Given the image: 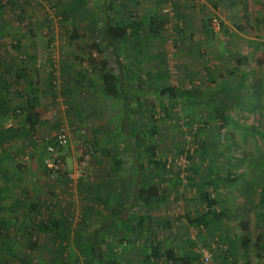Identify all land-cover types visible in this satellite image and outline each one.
I'll use <instances>...</instances> for the list:
<instances>
[{
    "label": "rangeland",
    "instance_id": "1",
    "mask_svg": "<svg viewBox=\"0 0 264 264\" xmlns=\"http://www.w3.org/2000/svg\"><path fill=\"white\" fill-rule=\"evenodd\" d=\"M10 1L9 8L0 4V92L7 102L6 110L0 114V264H23L21 260L27 264H61L70 254L76 255L79 264H84L76 235H84L103 225L111 211L129 217V225L114 224L113 228L104 230L102 237L107 244L118 248L116 253L121 264H141L144 262L143 242L133 239L134 232H129L128 226L135 232L143 228L144 232H156L155 220L166 214V208L188 207L192 201L197 202L199 214L205 213L206 206L199 198L198 189L191 188L197 182L192 183L185 177L188 172L189 178L215 181L217 186L205 185L203 190L217 200L214 208L220 215L213 216L216 225L211 231L206 227L199 231L193 229L191 211L190 215L182 213L170 226V229L181 231L183 243H177L176 247L188 250L192 257L191 262L185 263L186 255H183L179 264H202L201 251L211 254L208 264H264V44L250 52L248 38L238 39V32H248L250 3L260 10L258 16H263L264 0H235L237 3L232 7H237L238 13L234 19L230 10H224V15L219 10L224 0H191L194 6L186 9L179 0H150L145 5V9L160 10L159 15L158 11L156 13L155 24L161 30L157 41L163 53L160 49L156 60L144 63L143 79L150 84L190 91L194 96H189L188 104L185 103L188 95L174 101L156 97L152 110L135 114L139 123L137 131L148 132L149 127L155 126L156 155L171 166L173 178L178 173L177 168L183 178L177 190H168V197L157 207L136 205L129 211L128 192L138 177L132 165L140 163L147 169L145 152L141 149V154L135 156V151L125 143L120 131L121 109L115 107V102L103 99L100 93L88 94L79 89L77 92L76 84L72 83L74 71L79 66L88 70L95 83L98 81L97 73L91 67L89 70L86 63L93 55L116 72L111 51L97 52L93 49L95 43L76 45L77 37L88 34L85 31L78 35L74 18L66 14L75 0ZM124 1L127 0H108V5L120 8L125 5ZM138 1L134 5L126 3V7L135 9L141 6L140 2L144 5L148 0ZM85 6L100 12L102 0H87ZM96 16L101 19L99 13ZM132 16L138 18L137 14ZM214 17H218L221 29L210 32ZM238 19H244L246 26ZM23 22L27 25L22 26ZM180 26L183 32L197 29L202 37L200 43L185 44L184 33L178 30ZM100 27L95 29L96 34L92 33L95 38L101 36ZM73 34L76 35L74 39ZM190 34V38L196 36L194 31ZM28 39V48L37 56L27 55L18 60V53L22 51L19 41ZM15 43L19 45L17 50L13 48ZM100 47L104 48L102 44ZM79 48L86 52L82 61L76 59ZM249 52L250 59H243L245 64L239 69L245 76L242 79L234 66L237 57L248 56ZM69 54L75 56L70 59L75 69L63 71L65 77L55 72L50 79L53 68L59 71L63 60L70 64ZM24 65L30 68L28 77L18 78L11 73L14 66ZM154 71L159 78L152 76ZM230 71L237 76L230 75ZM15 79L19 85L18 94L12 91ZM4 80L5 85L2 84ZM259 82L263 86L261 93L251 94ZM36 87L42 90L41 98L37 96L34 102L39 110L33 111L38 112V121L29 129L24 96L34 99L32 90ZM198 90L204 91L203 99ZM226 90H229L226 102L230 107L226 111L230 119L224 121L216 115L213 102H208L206 95L222 97ZM238 98L245 107L238 106ZM250 100L257 104L247 105ZM131 106L137 112V107ZM60 124L73 125L75 129L68 145L62 149L64 172L51 177L44 171L42 159L46 145ZM36 137L42 141L37 142ZM202 152L204 155H200ZM85 158L88 163L78 176L76 168ZM114 161L119 162L118 171H115ZM244 178L250 179L248 189L239 187ZM244 196H250V209ZM47 218L59 221L60 232L66 230L62 252L50 235L39 230L38 220ZM114 232L116 237L111 238L108 234ZM222 234L226 238L215 248L213 241ZM31 241H34L33 247Z\"/></svg>",
    "mask_w": 264,
    "mask_h": 264
},
{
    "label": "trees",
    "instance_id": "2",
    "mask_svg": "<svg viewBox=\"0 0 264 264\" xmlns=\"http://www.w3.org/2000/svg\"><path fill=\"white\" fill-rule=\"evenodd\" d=\"M76 3L71 5L70 7L74 6L75 11L76 7L78 11L80 8H84L86 5L87 0H75ZM107 0H102V6H104L106 9L111 8L105 2ZM225 3L227 2V5L229 7H232L236 5L235 0H224ZM0 4L3 8H9V6L12 4L10 0H0ZM8 3V4H7ZM219 4V3H217ZM9 5V6H7ZM180 9V8H179ZM22 12V11H21ZM156 20L153 17H150L148 20L142 19L139 21L133 20V17L129 15V23H126L124 21L119 20H111L109 17L107 19L106 17V23L103 27V36L100 39V43L104 46V48H101L99 43H95L93 46V49H95L97 52H100L103 50H110L113 56V60L115 62V65L117 67V71L113 72L107 67V63L104 60H97L94 58V56H90V58L87 60V65L90 66L98 75V81L95 83L98 87V91L95 93H100L101 97L106 100H111L115 102V107H119L121 109V117H122V126H121V133L123 134V138L127 146L135 151V156L140 155V150H144L145 156L147 157V169H145L142 165L136 164L135 165V173L138 174V177L134 181L132 187L130 188V191L128 192V208L127 211L134 208L136 205H143L147 206L149 208H154L157 205H160L164 198L168 197L169 192H167L169 189L170 183L172 182L175 189L177 190L178 183L182 181V176L180 177V170L177 168L178 173L174 177L173 180L171 177L169 178V175L171 174L170 168L171 166L163 163L160 161V158L156 155V149L157 146L155 145V126L149 127V131H137L138 128V120L136 119V113H140L142 110H152L155 107V102L153 99L156 97L158 100H176L177 97L182 96L185 98V96L188 97L186 99L185 103H190L191 100H189V96H194L193 92L185 91V90H178L172 86H162L159 84H150L146 82L143 79V76L137 73L129 72L127 69H125V60L121 59V52L123 50H126L125 54L136 57V55H141L142 48L144 47L142 45V38L146 37L147 35H153L154 33L157 35L161 32L160 29L156 26ZM22 26L27 25L26 22H23L21 24ZM155 25V27H154ZM149 27V28H145ZM209 29V28H208ZM179 32L183 33V30L180 26L178 27ZM211 32L212 29H209ZM146 35V36H144ZM182 35V34H181ZM73 39L76 38V35L73 34L71 36ZM147 40V39H146ZM18 43V42H16ZM13 45V48L17 50L19 48V45L16 44ZM20 44V41H19ZM129 49V50H128ZM130 50H132V54L130 53ZM22 54H24L22 56ZM27 54L24 51H21L18 53V60L21 59L20 57H26ZM134 64L140 65L142 63L148 62L143 60H137L136 58ZM21 62H23L21 60ZM236 62L241 64L242 60L240 58L236 59ZM133 63V62H132ZM12 73V70H10ZM2 72H6L5 68L2 69ZM84 73V71H83ZM50 79L53 78V75H55V70L53 68L52 73L49 74ZM76 76V75H74ZM153 76V75H152ZM16 77V76H15ZM22 77V76H17ZM25 77V76H23ZM156 79L160 77V75H154ZM5 85V80L2 83ZM14 88H12L13 92L19 93L18 84L16 79L14 80V83L12 84ZM52 89L55 91V86H52ZM4 90V89H3ZM200 92V91H199ZM21 93V92H20ZM196 95V94H195ZM200 96V94H199ZM198 96V97H199ZM214 96L210 95L209 97ZM229 96V91L226 92L225 99ZM35 99H29V96H24V109L28 111V114L25 116V120L28 123V128L33 129L35 124L37 123V113H33L34 111V101ZM33 101V102H31ZM222 101H225L222 99ZM192 103V102H191ZM6 104L4 94L0 92V114L3 113L6 110ZM132 104H134L137 107V112L133 110ZM222 104V103H221ZM19 109H23L22 105L18 106ZM227 107H219L216 106L213 108L216 115L223 118V120H229L226 111ZM145 112V111H144ZM34 115V116H31ZM2 131V130H1ZM3 132V131H2ZM3 135V134H2ZM37 138V137H36ZM35 138V139H36ZM132 140H135L133 142ZM131 144V145H130ZM199 148H201V144L199 145ZM200 155H204L203 152ZM117 157V156H116ZM116 157H114L116 159ZM190 158V156H188ZM114 167L115 171H118L119 169V162L114 161ZM176 167V166H175ZM114 170V169H113ZM45 171V170H44ZM147 171V172H145ZM46 172V171H45ZM188 175V176H187ZM185 177L187 179H190L193 182H196L194 178H189V172ZM213 174H209V176H212ZM166 176V177H165ZM213 177V176H212ZM182 183V182H181ZM193 185V184H192ZM205 185H212L217 186L214 180H211L209 182L202 181L200 185L196 186L193 185L191 188L196 187L198 189L199 198L204 202L206 208L205 213L201 214L200 216H197L193 221H191V224H193L195 230H202L203 227H207V224L205 222V216L207 214H211V216H219V212H216V209L214 208L217 204V200L215 198H211V196L206 193L203 189L205 188ZM54 204V203H52ZM51 204V205H52ZM116 207L119 206V204L115 205ZM129 217L121 214H115L113 211H111L106 218L103 225L96 227L92 229L90 232L85 233L84 235H76L78 238V244L77 247H80L82 256V260L84 264H121L117 258L118 248H113V245L110 243L107 244L102 237V233L105 232V229H108V227L113 228L114 224H118L121 226L123 225H129ZM39 230L44 232L47 235H50L53 242H56V246L58 247V251L62 252L64 247L62 246V242L66 239V230L63 232H60L59 226L60 223L58 220L47 218L43 220H38L37 222ZM136 228V227H135ZM64 229V228H63ZM141 230V229H139ZM129 232H134V238L135 237V229H131L130 226H128ZM104 234V233H103ZM111 238L116 237V233L114 232L112 235L108 234ZM226 238L225 235H221L219 237H216L213 241L214 247L216 248L219 246V243L224 241ZM120 243L125 248H129V245L127 243H123L122 240H120ZM31 247L34 246V241L30 242ZM115 245V244H114ZM159 243L155 240H149L147 243H142V250L145 253H148L147 256L144 255V264H149V257H153L155 259L159 258ZM212 247V246H211ZM9 253H12L10 249H7ZM121 251V249H119ZM144 254V253H143ZM202 255V251L200 252ZM11 255H14L12 253ZM62 261V259H61ZM201 261V260H200ZM23 264H27L25 260H21ZM61 264H79L76 258V255L70 254L68 255V258L66 260H63Z\"/></svg>",
    "mask_w": 264,
    "mask_h": 264
},
{
    "label": "crops",
    "instance_id": "3",
    "mask_svg": "<svg viewBox=\"0 0 264 264\" xmlns=\"http://www.w3.org/2000/svg\"><path fill=\"white\" fill-rule=\"evenodd\" d=\"M149 1L150 0H148L146 2L144 1L143 2L144 5L142 4V2H140L141 6H136L135 9L129 10V8L126 7V3L134 5L136 2H139V1L138 0H134V1L127 0V1L123 2L125 5L120 7V8L112 7V8L106 9L104 6H101L100 12H98L94 8H91V7L89 8L87 6H85L84 8H80L79 11L76 7V11H75V9L73 7L68 6V12H66V14H70L72 16V18H74V22H76V30L78 31V35H80L81 32L84 33L85 31L88 34L87 36L77 37L76 38V45L100 43V39L103 36L102 30H103V27L106 23V17H107V19L109 17L111 20L112 19L113 20H119V21H124L126 23H129V15L132 16L134 14L138 15V18L135 16H134L135 17L134 18L132 16L133 20L135 19L136 21H139L142 19L148 20L150 17H153L155 19L157 11H158L157 14L159 15L160 10L157 8L154 9L152 7H151V10L149 8L145 9V5H147V3ZM105 2H107V4H108V0ZM179 3H181V5H184V7H185L184 9H186V7H189V6H194L193 2H191V0H179ZM218 3H220V2L218 1ZM173 4H174V2H173ZM206 4H207V2H206ZM220 4H221V9H219V10L223 11L222 12L223 15L225 14L224 10H230L233 19L237 16V13H238L237 7L231 8L225 2H221ZM152 5H153V3H152ZM248 8H249L248 22H247L248 32H247V34H245L246 33L245 31H244L245 33L238 32V34H239L238 39H242V37L248 38V40L246 39V41H248V43L251 45L250 52H252V51L255 52L257 45L264 44V27H262V28L260 27L261 25H264V15L258 16L260 14L259 13L260 10L257 7L254 8L252 2L250 3ZM96 13H99L101 19L97 18ZM62 15H64V14H62ZM65 17H66V15H65ZM257 17H259V19ZM97 20H99L100 23ZM238 21L241 22V25L246 26V22L244 19L243 20L238 19ZM99 27L102 28L101 36L98 38H95V36H92V33L96 34V32H98V31H96L95 29H98ZM154 27H155V25H154ZM195 27H198V26L196 25ZM145 28L147 29L149 27H145ZM198 30L200 31V28ZM257 30H260L259 31L260 33H258ZM189 31H191V32L194 31L196 33V36H194L193 38H190L192 34H190L191 32H189ZM183 33H184L183 37H185L184 38L185 44H188V45H191L194 43L199 44L201 39H202V37L199 36L200 32H197V29H195V28L192 30L187 29V32H183ZM89 34H91V35L89 36ZM144 36H146V35H144ZM159 37H160V33L157 35L154 33L153 35H147V38L146 37L142 38L141 42H142V45L144 47L141 49L142 50L141 55H136V57L133 56L134 54L132 56H130L128 54L126 55L125 53L128 51L123 50L121 52L120 56H121V59L126 61V62H124L125 63V69H127L129 72H133V73H137V74L140 73V75L143 76L144 71L142 70V68L144 66V63H142L140 65H135L134 64V62H135L134 58H136L137 60H143V61H154V60H156L158 58V56H157L158 52L161 49V48L159 49V45H161V43H160V41L159 42L157 41V40H159ZM29 39L24 40V41L20 40V45H22L21 50L24 51L29 56L32 55V58H35L34 55L37 56V53L32 52L33 49L28 48V46L30 44L29 41L31 40V39L30 40ZM186 50H187V54L189 55L188 52L190 51V49L188 48ZM30 52H32V54H30ZM161 52L163 53L162 49H161ZM250 52L248 53V56H242L240 58V59H242L241 64L235 63V66H234V69H236L239 72V75L242 79L245 76H244V73L242 71H239V69H240V67H242L245 64L244 63L245 60H243V59H246V57H249V59H250V57H251V55H249ZM130 53L132 54V50H130ZM69 55H70L69 57L67 56L68 60L73 59V57H75V56H73V54H69ZM85 56H86V52L83 49H81V48H79L78 50L76 49V59L78 61H82ZM39 57L41 60L43 56L40 54ZM38 58H37V60H39ZM112 58H113V56H112ZM70 61H71L70 64H68V63L66 64V63H64L65 60H63V63L61 62V64H59L60 65L59 71L56 68V70H55L56 74H58V75L60 74V75L65 77L66 73H63V71H69L71 69H75L74 65L71 64L72 60H70ZM82 65L84 66V63H82ZM56 66H57V64H56ZM33 67H35V66L33 65ZM87 67L89 68V70L91 69L90 66L87 65ZM83 71H84V73H83ZM87 71L88 70H86L85 67L79 66L78 68H76V70L74 71V75H76V76L72 78V83L76 84V91L77 92L79 90H83V91H86L88 94H92V93L98 91V87L96 86L95 82L92 80V78H93L92 75H89L87 73ZM155 72L156 71L153 72V74H152L153 76L156 75ZM229 73H230V75H233L234 77L237 76V75H235V73L233 71H230ZM12 74L14 76L28 77V74H30V68L29 69L25 68V65L24 66H14V68L12 70ZM36 88L37 89L32 90V92H33L32 95H35V96H33V98L35 99L34 101H36L37 96L41 98L40 92H42V90H38L39 89L38 87H36ZM262 88H263V86H262V84H260V82L256 83V88H255V90L251 91V94L254 93V94L259 95L261 93ZM70 91H74V89L70 88ZM203 92H201V90H198V93H200V97L202 99H203V95H204ZM226 92H227V90H226ZM206 96L208 98V100H207L208 102H210V101L213 102V107H216L218 105H219V107H228L229 106V103L226 102V101H228V99H225V97H224V96H226V94L222 97L221 96L216 97L215 94H214V96H211V97H209L208 94ZM222 99L225 101H222ZM238 102H240V104L238 106L245 107L244 106L245 104H243L244 102L240 101L239 98H238ZM247 103H246L247 105H251V106L252 105L255 106L257 104V103L255 104L254 102H251V100L248 101ZM19 105L20 104H16V107H18ZM33 107H34L35 111H39L37 104L36 105L33 104ZM36 113H38V112H36ZM39 114H40V112H39ZM38 117L41 118L40 115ZM132 167H133L132 171L135 172L136 171L135 166L132 165ZM193 173L196 174V171H193ZM172 175H173V173L171 172V174L169 175V178L170 177L173 178ZM174 179L175 178H173V180ZM134 181H133V183H134ZM195 181L197 182L196 185H200L199 183H202L200 177H198V179H195ZM209 181H211V180H209ZM242 181L243 182L240 183V185H239L240 188L246 189V187H247V189H248L251 187L250 179L244 178ZM169 182L170 183L168 184V186L170 184L171 185L169 186L168 189L169 190L175 189L174 188L175 185H173L174 183L172 184L171 181H169ZM209 186L213 187L212 185H209ZM243 198L245 199V202L247 203V204L245 203L246 206L248 205V209H250V207H249V205L251 203L250 202V196H247V197L244 196ZM170 199H171V197H170ZM190 204L191 205H189L188 207H177L176 209H173L171 207L169 209L166 208L167 209L166 214L164 213L161 217L158 216L155 220V223L157 224L156 226L158 227L156 232H153L151 230H149L148 232H144L145 231L144 228H143V230H137L136 231L135 237L137 239H141L143 243H147L149 240H155V241H158V243H159V246H160L159 247L160 248L159 258L155 259L153 257H149V259H148L149 264H179L180 262H182L180 259H183L182 258L183 255H186V258L184 260L185 263L191 262V259H192L191 253L188 250L180 249V246L176 247L177 243H183L181 241V238H182L181 231H176L173 228L170 229V226L173 223L177 222V219L180 217V215L182 213L186 214V215H190L189 213L191 211V215L193 218L190 221H193L197 216L201 215L196 211L197 207H198L197 202L192 201V203H190ZM169 206H172V205H169ZM192 208L194 211L192 210ZM243 210L245 212H247V210L245 208ZM209 215H211V214H207L205 216V222L207 224L206 230L211 231L212 228L215 227L216 222H214V220H215V219H213L214 217L213 216L209 217ZM218 222H219V220H218ZM185 251H186V254L184 253ZM143 253H142V255H143L142 259H144V255L145 256L148 255V253H145V251ZM141 264H144V262H141Z\"/></svg>",
    "mask_w": 264,
    "mask_h": 264
},
{
    "label": "built area",
    "instance_id": "4",
    "mask_svg": "<svg viewBox=\"0 0 264 264\" xmlns=\"http://www.w3.org/2000/svg\"><path fill=\"white\" fill-rule=\"evenodd\" d=\"M168 11L167 9L164 10ZM220 22L218 17L211 19V29L212 31H219L221 29ZM21 58V57H20ZM75 129V126H70L67 124H60L57 131L52 135V140L45 147V156L42 159V165L47 175L54 177L64 172L65 162L62 156V149L65 148L69 141L72 131ZM37 142H41V139H36ZM88 160L85 158L84 162L79 164L76 168V174L82 171L85 165H87ZM211 259V254L203 252L201 256V263L208 264Z\"/></svg>",
    "mask_w": 264,
    "mask_h": 264
}]
</instances>
